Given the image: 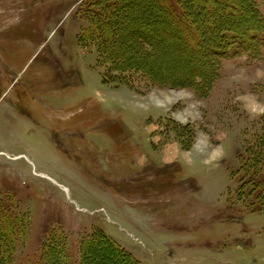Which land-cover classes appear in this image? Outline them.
<instances>
[{"label":"rangeland","instance_id":"1","mask_svg":"<svg viewBox=\"0 0 264 264\" xmlns=\"http://www.w3.org/2000/svg\"><path fill=\"white\" fill-rule=\"evenodd\" d=\"M82 2L0 0V201L29 218L14 264L32 263L57 231L77 261L79 241L102 231L141 264H264V211L240 197L237 175L264 116V58L224 59L199 97L178 86V70L193 81L203 53L171 21L129 5L120 48L152 58L145 66L167 86L112 83L96 47L79 41ZM48 128L66 129L67 153Z\"/></svg>","mask_w":264,"mask_h":264},{"label":"trees","instance_id":"2","mask_svg":"<svg viewBox=\"0 0 264 264\" xmlns=\"http://www.w3.org/2000/svg\"><path fill=\"white\" fill-rule=\"evenodd\" d=\"M129 5L159 17L166 27L172 26V22L180 29L177 31L182 40L189 43V51L203 53L202 58H196L193 81L184 78V66L178 70L182 78L178 86L192 88L199 97L211 93L221 75L224 59L245 56L247 63H252L264 58V15L256 0H83L80 12L85 25L79 41L96 47L99 63L106 66V77L112 83L138 89L139 81L145 79L154 85L167 86L166 75L155 77L145 66L152 58L147 60L138 55L140 52L136 54L135 49L133 54L128 46L120 48L124 35L131 33L123 19L135 15ZM230 8L236 11L229 12ZM172 85L175 84L170 82ZM261 123L260 130L245 143L237 175L240 197L249 198L257 209L264 211V116ZM28 231V215L0 201V264H14L20 241ZM72 243L67 232H53L38 258L30 264H98L94 259L101 256L105 260L102 264H141L102 231H94L79 241L78 261Z\"/></svg>","mask_w":264,"mask_h":264},{"label":"flooded vegetation","instance_id":"3","mask_svg":"<svg viewBox=\"0 0 264 264\" xmlns=\"http://www.w3.org/2000/svg\"><path fill=\"white\" fill-rule=\"evenodd\" d=\"M2 82V80H0V83ZM13 104L15 106L18 107V105H25L26 104V100L24 98H18L17 100H15L13 102ZM18 114V119H20L24 124L27 125H35V126H39L41 127V125L43 124L42 119L34 112L31 111H17ZM66 129H62V128H48L46 129V131L44 132V136L48 139V143H50L51 146H55L56 149L63 151V153H67L68 151H66V145L69 142L68 139V135L67 132L65 131Z\"/></svg>","mask_w":264,"mask_h":264},{"label":"bare ground","instance_id":"4","mask_svg":"<svg viewBox=\"0 0 264 264\" xmlns=\"http://www.w3.org/2000/svg\"><path fill=\"white\" fill-rule=\"evenodd\" d=\"M161 75H162V73H161Z\"/></svg>","mask_w":264,"mask_h":264}]
</instances>
